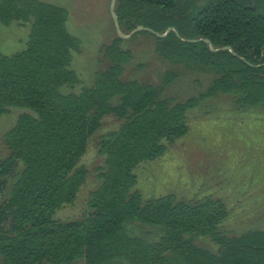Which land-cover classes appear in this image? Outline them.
<instances>
[{"label":"trees","instance_id":"obj_1","mask_svg":"<svg viewBox=\"0 0 264 264\" xmlns=\"http://www.w3.org/2000/svg\"><path fill=\"white\" fill-rule=\"evenodd\" d=\"M115 9L124 33L174 27L165 36L136 33L153 35L162 58L209 68L214 77L196 96L164 99L151 83L122 79L133 52L116 34L99 47L107 64L93 83L70 90L81 82L71 68L81 40L68 29V9L0 0L1 23L30 24L24 49L0 51V117L11 107L27 109L6 131L10 153L0 159V264H264V229L221 231L228 215L222 199H144L135 188V168L188 132L189 110L202 100L223 94L236 107L264 110V0H117ZM201 37L231 49L188 40ZM176 77L167 72L164 81ZM110 114L122 122L99 138L105 164L86 214L56 218L85 182L79 160ZM199 236L218 248L197 243Z\"/></svg>","mask_w":264,"mask_h":264},{"label":"rangeland","instance_id":"obj_2","mask_svg":"<svg viewBox=\"0 0 264 264\" xmlns=\"http://www.w3.org/2000/svg\"><path fill=\"white\" fill-rule=\"evenodd\" d=\"M64 6L69 11L68 29L81 40L80 51H74L71 68L81 82L70 90L79 91L94 81L95 72L105 68L100 62L99 47L117 34L111 11L112 0H43ZM30 24L0 22V51L12 54L26 46ZM123 48L133 52L125 65L122 79H138L158 87L160 96L173 102L196 96L210 84L214 72L198 65L162 58L156 51L155 37L135 33L124 38ZM167 72L177 77L164 81ZM67 86L62 91H70ZM26 108L11 107L0 117V159L9 155L5 133ZM189 130L168 143L164 154L141 162L135 173V188L144 199L175 193L178 198L199 201L211 196L222 199L228 215L219 229L238 235L248 229H264V110L236 107L232 98L220 94L208 97L189 110ZM122 120L110 114L102 119L89 139L79 165L88 173L72 203L60 207L55 217L75 219L87 212V197L100 182L105 155L99 153L102 134L119 127ZM196 242L216 250L210 236H199Z\"/></svg>","mask_w":264,"mask_h":264},{"label":"water","instance_id":"obj_3","mask_svg":"<svg viewBox=\"0 0 264 264\" xmlns=\"http://www.w3.org/2000/svg\"><path fill=\"white\" fill-rule=\"evenodd\" d=\"M116 2H117V0H112V2H111V11H112V15H113V19H114V25H115L117 34L120 37H123V38L130 37L131 35H133L134 33L138 32L140 30H148L150 32H153L156 36H165L171 29H174V27L170 26V27L167 28V30L165 32H159V31H155L151 27H147V26H144V25H138L136 28L131 30L129 33H124L123 30L121 29L120 22H119V19H118V15L116 13V9H115L116 8ZM176 32L179 35V32L177 30H176ZM188 40H190V41L204 40V41H206V42H208L210 44V47H211L212 50H218V49H224V48H230L231 49V47H229V46H222L220 48H216L212 44L210 39L204 38V37L191 38V39H188ZM234 54H236V53L234 52Z\"/></svg>","mask_w":264,"mask_h":264}]
</instances>
